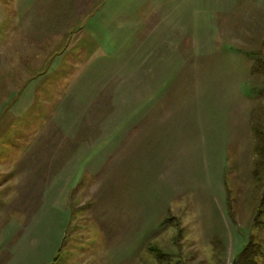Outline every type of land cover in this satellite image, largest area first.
<instances>
[{"label": "rangeland", "instance_id": "obj_1", "mask_svg": "<svg viewBox=\"0 0 264 264\" xmlns=\"http://www.w3.org/2000/svg\"><path fill=\"white\" fill-rule=\"evenodd\" d=\"M29 1L0 4V264H264V0Z\"/></svg>", "mask_w": 264, "mask_h": 264}, {"label": "crops", "instance_id": "obj_2", "mask_svg": "<svg viewBox=\"0 0 264 264\" xmlns=\"http://www.w3.org/2000/svg\"><path fill=\"white\" fill-rule=\"evenodd\" d=\"M44 1H45V0H44ZM44 1H43V0H42V1H41V0H30V1H29V4H28V5L30 6V7H29L30 10H32L33 6L36 7L37 5H39L40 3L44 2ZM47 1H48V2H47ZM47 1H45L44 3H47V4H48V3L50 2L49 0H47ZM3 3H4L3 0H0V4H3ZM36 4H37V5H36ZM42 5H43V4H42ZM35 7H34V8H35Z\"/></svg>", "mask_w": 264, "mask_h": 264}, {"label": "trees", "instance_id": "obj_3", "mask_svg": "<svg viewBox=\"0 0 264 264\" xmlns=\"http://www.w3.org/2000/svg\"><path fill=\"white\" fill-rule=\"evenodd\" d=\"M157 256L160 257V258L162 257L161 254H160V252L157 254Z\"/></svg>", "mask_w": 264, "mask_h": 264}]
</instances>
